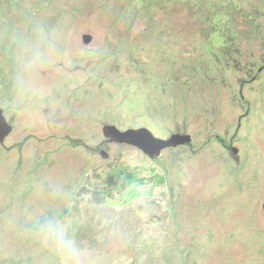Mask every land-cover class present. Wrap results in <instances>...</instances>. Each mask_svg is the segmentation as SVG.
Returning a JSON list of instances; mask_svg holds the SVG:
<instances>
[{
  "label": "rangeland",
  "instance_id": "obj_1",
  "mask_svg": "<svg viewBox=\"0 0 264 264\" xmlns=\"http://www.w3.org/2000/svg\"><path fill=\"white\" fill-rule=\"evenodd\" d=\"M0 114V264H264V0H0Z\"/></svg>",
  "mask_w": 264,
  "mask_h": 264
},
{
  "label": "water",
  "instance_id": "obj_2",
  "mask_svg": "<svg viewBox=\"0 0 264 264\" xmlns=\"http://www.w3.org/2000/svg\"><path fill=\"white\" fill-rule=\"evenodd\" d=\"M11 132V127L5 124L4 119L0 114V139L4 138ZM104 133L107 137H111V140L118 141L120 143H128L131 145L136 146L141 152L144 154H148L150 157H157L162 149L171 146L170 141H157L150 133L146 130H139V131H127V132H119L114 128L107 127L104 129ZM146 137V138H145ZM187 140V139H186ZM155 141L157 143V147H155V152L152 153L147 147L146 142ZM153 154V155H152ZM264 211V205H263Z\"/></svg>",
  "mask_w": 264,
  "mask_h": 264
},
{
  "label": "clouds",
  "instance_id": "obj_3",
  "mask_svg": "<svg viewBox=\"0 0 264 264\" xmlns=\"http://www.w3.org/2000/svg\"><path fill=\"white\" fill-rule=\"evenodd\" d=\"M49 233L58 250L68 258L75 256L74 242L68 237L66 229L63 226L53 224L49 227Z\"/></svg>",
  "mask_w": 264,
  "mask_h": 264
}]
</instances>
